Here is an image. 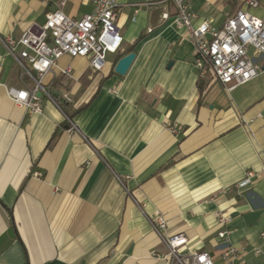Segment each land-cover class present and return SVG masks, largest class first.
Wrapping results in <instances>:
<instances>
[{"label":"crops","instance_id":"0c3cea01","mask_svg":"<svg viewBox=\"0 0 264 264\" xmlns=\"http://www.w3.org/2000/svg\"><path fill=\"white\" fill-rule=\"evenodd\" d=\"M115 1L120 50L101 72L87 58H59L42 80L59 107L41 96L32 114L8 95L30 81L3 41L43 23L57 0H0V264H169L155 257L167 253L158 219L164 235L186 237L183 253L223 264L218 211L231 217L228 244L245 250L244 264H264V57L250 82L227 90L204 78L200 94L194 45L171 24L172 3ZM65 2L74 18L92 11V0ZM258 2L248 11L264 19ZM240 3L190 8L195 25L220 28ZM129 53V69L116 74ZM248 171L257 177L239 188Z\"/></svg>","mask_w":264,"mask_h":264},{"label":"built area","instance_id":"2783aa9c","mask_svg":"<svg viewBox=\"0 0 264 264\" xmlns=\"http://www.w3.org/2000/svg\"><path fill=\"white\" fill-rule=\"evenodd\" d=\"M165 1L171 2L176 10L171 24L185 30L194 45L193 65L198 76L220 83L227 90L258 76L261 65L255 58L264 57V19L248 11L259 6L258 0H241L243 8L227 15L220 28H214L207 22L195 25L196 15L190 8L192 0ZM56 5L54 11L46 13L43 23H33L18 39L6 37L3 41L21 76L30 81L21 89H9L8 95L16 105L32 114L42 112L41 96L59 107L48 88L42 85L45 75L57 67L59 58H87L89 67L101 72L107 54H116L122 44L115 0H92V11L81 18H74L66 12L65 0H57ZM162 18L165 20L168 15L163 14ZM250 48L253 56L249 54ZM62 73L69 74V70ZM62 100L68 101L67 96L63 95ZM65 118L68 130L74 131L72 120ZM262 155L264 158V152ZM255 177L257 173L246 172L238 187L248 186ZM215 218L219 227L217 236L225 244L220 256L223 264H233L238 260L244 264L241 259L246 254L245 250L228 244L231 217L218 211ZM151 225L167 250L165 256L156 255L157 259L167 260L169 264H214L208 252L183 253L186 237L183 234L164 235L166 224L163 220L158 219ZM259 253V250H254V254Z\"/></svg>","mask_w":264,"mask_h":264},{"label":"water","instance_id":"95a60500","mask_svg":"<svg viewBox=\"0 0 264 264\" xmlns=\"http://www.w3.org/2000/svg\"><path fill=\"white\" fill-rule=\"evenodd\" d=\"M135 58L134 53H129L126 56L122 57L115 65L114 72L118 75H124L129 69Z\"/></svg>","mask_w":264,"mask_h":264},{"label":"trees","instance_id":"16d2710c","mask_svg":"<svg viewBox=\"0 0 264 264\" xmlns=\"http://www.w3.org/2000/svg\"><path fill=\"white\" fill-rule=\"evenodd\" d=\"M201 79H204L202 77H200V75L198 76V88H199V91H200V94H202L206 88V85H204L203 81ZM63 112L65 113L66 117L67 118H71V114L67 113L64 111V109H62Z\"/></svg>","mask_w":264,"mask_h":264}]
</instances>
